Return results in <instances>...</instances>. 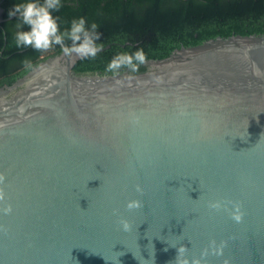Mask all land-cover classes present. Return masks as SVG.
<instances>
[{
  "label": "water",
  "instance_id": "obj_1",
  "mask_svg": "<svg viewBox=\"0 0 264 264\" xmlns=\"http://www.w3.org/2000/svg\"><path fill=\"white\" fill-rule=\"evenodd\" d=\"M79 60L61 51L0 86V264H170L212 240L223 255L203 264H264V35L138 74L77 75Z\"/></svg>",
  "mask_w": 264,
  "mask_h": 264
},
{
  "label": "trees",
  "instance_id": "obj_2",
  "mask_svg": "<svg viewBox=\"0 0 264 264\" xmlns=\"http://www.w3.org/2000/svg\"><path fill=\"white\" fill-rule=\"evenodd\" d=\"M28 0H1L0 8V86L10 85L40 61L58 55L61 46L53 45L47 52L15 46L19 14L8 16L14 5ZM43 4L44 0H36ZM59 11H52L61 32L70 28L73 19L85 18L86 28L97 24L100 39L109 47L98 52L95 59L79 60L73 67L77 75H114L106 66L118 53H132L143 48L147 60L167 57L180 47L196 46L217 36L264 35V0H61ZM71 45V41L66 40ZM27 60L31 66H27ZM130 74L137 72L121 68Z\"/></svg>",
  "mask_w": 264,
  "mask_h": 264
},
{
  "label": "clouds",
  "instance_id": "obj_3",
  "mask_svg": "<svg viewBox=\"0 0 264 264\" xmlns=\"http://www.w3.org/2000/svg\"><path fill=\"white\" fill-rule=\"evenodd\" d=\"M62 7L61 0H44L43 4L36 2V0H28L26 3L14 5V10L9 11L8 16L19 14V23L17 27L21 25H27L30 31H18L15 36V46L21 49H27L31 47L35 51L47 52L53 45L61 46V51L68 57H73L80 60L88 58L95 59L98 52H101L104 48L103 43H97L100 39L97 24L92 23L90 29L86 28V20L81 17L73 19L71 21L70 28L61 32L57 23V20L53 18L52 11H59ZM67 41H71V45L66 44ZM24 63L27 66H31L30 63L25 60ZM147 63V57L143 48L129 53L127 51L118 52L106 66V72H111L114 75H119L121 68L129 69L131 72H137L139 66ZM5 177L0 175V184L4 183ZM137 192L142 194V189L137 185ZM4 199L3 190L0 189V200ZM143 207V204L138 200H130L126 204V210L131 212ZM209 209L220 210L222 207L221 202H209ZM235 211L231 215V218L240 222L243 218V212L240 210V205H233ZM5 214L11 212V206L9 205L4 209ZM113 215H118V210L113 211ZM117 224L120 230L128 232L131 230V225L124 218H119ZM226 246L225 242H221L217 245L215 240L209 242V245L205 247L199 257L192 256L189 258V249L180 246L178 247V255L175 260L170 264H203V262L211 256H222L223 248ZM176 248L177 246H171ZM167 251V249H165ZM223 264H229L225 259Z\"/></svg>",
  "mask_w": 264,
  "mask_h": 264
}]
</instances>
